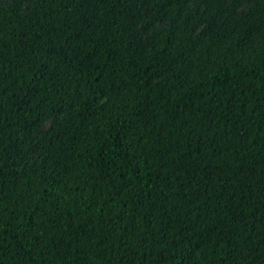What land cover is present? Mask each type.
I'll list each match as a JSON object with an SVG mask.
<instances>
[{
	"label": "trees",
	"instance_id": "1",
	"mask_svg": "<svg viewBox=\"0 0 264 264\" xmlns=\"http://www.w3.org/2000/svg\"><path fill=\"white\" fill-rule=\"evenodd\" d=\"M0 264H264V0L0 3Z\"/></svg>",
	"mask_w": 264,
	"mask_h": 264
},
{
	"label": "rangeland",
	"instance_id": "2",
	"mask_svg": "<svg viewBox=\"0 0 264 264\" xmlns=\"http://www.w3.org/2000/svg\"><path fill=\"white\" fill-rule=\"evenodd\" d=\"M10 0H0V3L3 5V6H5V5H7V3L9 2ZM250 5V3H248L246 6H249ZM28 8H29V4H27L26 5V11L28 10ZM107 98H105L102 102H100L98 105H97V107L96 108H101L102 106H104L105 104H106V102H107ZM66 115V114H65ZM65 115H60V116H54L52 119H50V120H48L44 125H43V128H42V130H43V132L42 133H45L47 130H49L50 128H51V126H52V124H53V122H55L58 118H60V117H64ZM41 133V134H42ZM37 159V161H39V162H42V159H43V156L40 154V155H37L36 154V156H33V157H31L30 158V160H36ZM28 164V163H27ZM26 166V165H25ZM25 168V167H24Z\"/></svg>",
	"mask_w": 264,
	"mask_h": 264
}]
</instances>
